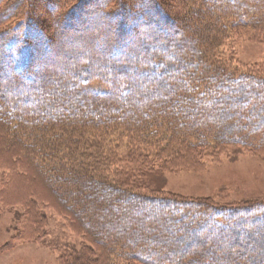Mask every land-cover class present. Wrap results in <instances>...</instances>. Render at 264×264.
<instances>
[{
  "label": "trees",
  "instance_id": "trees-1",
  "mask_svg": "<svg viewBox=\"0 0 264 264\" xmlns=\"http://www.w3.org/2000/svg\"><path fill=\"white\" fill-rule=\"evenodd\" d=\"M243 29L264 42V0H0V168L33 182L13 202L0 179V203L27 207L29 237L39 206L70 220L60 264H264V197L139 185L264 151V75L220 55Z\"/></svg>",
  "mask_w": 264,
  "mask_h": 264
},
{
  "label": "rangeland",
  "instance_id": "rangeland-1",
  "mask_svg": "<svg viewBox=\"0 0 264 264\" xmlns=\"http://www.w3.org/2000/svg\"><path fill=\"white\" fill-rule=\"evenodd\" d=\"M152 55L162 57L155 49ZM220 55L239 70L264 75V42L254 40L249 30L231 35L220 47ZM263 152L229 147L213 156L203 155L198 168L163 169L140 176L139 185L143 191L148 183L149 189L159 188L153 190L155 192L208 199L218 204L260 199L264 197ZM11 176L0 168V179L12 178L6 185L9 196L13 202H20V197L26 195L33 182L25 173ZM42 206L37 207L46 215L45 220L44 217L38 219L40 235L29 237L27 207L15 203L7 207L0 203V264H60L61 254L80 245L81 238L71 228L70 220L55 209Z\"/></svg>",
  "mask_w": 264,
  "mask_h": 264
}]
</instances>
